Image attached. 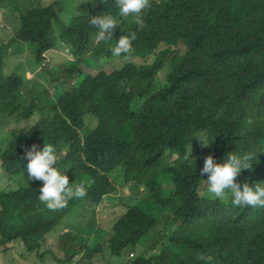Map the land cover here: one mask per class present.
I'll use <instances>...</instances> for the list:
<instances>
[{
  "label": "trees",
  "instance_id": "trees-1",
  "mask_svg": "<svg viewBox=\"0 0 264 264\" xmlns=\"http://www.w3.org/2000/svg\"><path fill=\"white\" fill-rule=\"evenodd\" d=\"M72 1L0 0V8L17 16L12 43L33 46L35 63L44 67L36 75H46L58 93L51 103L37 101L45 85L6 75L4 57L11 53L0 51V139L6 132L0 141V245L18 242L26 262L42 264L48 234L81 199L55 210L39 201L42 181L28 179L24 153L48 143L60 157L59 169L69 182L84 185L90 201L118 190L111 175L121 182L119 192L135 196L112 220L105 246L87 244L82 229L67 232L75 247L60 245L69 256L61 264H118L113 261L150 231L152 253L127 264H204L201 254L212 255V264H264V207H233L209 194L206 176H199L205 156L219 161L234 151L253 156V167L236 181L264 182V0H150L143 29L136 31L129 16L113 31L112 39L136 31L120 68L107 64L115 40L98 41L88 23L103 13L119 19L114 0H88L78 13ZM180 46L184 50H172ZM57 47L72 56L63 71L48 70L47 55ZM148 57L150 64L132 62ZM199 132L210 143L208 152L191 161L185 155ZM160 175L172 185L166 195ZM140 193L159 209L157 218L141 210ZM158 223L163 227L155 231ZM163 228L170 231L162 243Z\"/></svg>",
  "mask_w": 264,
  "mask_h": 264
},
{
  "label": "rangeland",
  "instance_id": "rangeland-1",
  "mask_svg": "<svg viewBox=\"0 0 264 264\" xmlns=\"http://www.w3.org/2000/svg\"><path fill=\"white\" fill-rule=\"evenodd\" d=\"M41 1L45 4H50L55 0ZM87 1L88 0H73L72 4L75 12H80L81 8L84 7V4H86ZM11 21H13V24H11ZM16 27V14L7 12L5 9L0 8V51L4 54L6 49L9 48V52L11 53L8 54L7 57H4L3 72L6 75L16 73L23 78H27L28 80L37 79L45 85L37 101H39L40 103H51L52 101H55L58 96L56 87L54 86V84H46L48 82V80H46V75L44 77H38L36 75V73L40 72V69L44 67L35 63V56L33 55V46H31L30 44L23 43H20V45L17 46L12 43V39L16 36ZM58 43L57 46H59ZM164 48L165 47L162 46L160 49ZM172 50L175 52H179L180 50L184 49L183 46H180L172 48ZM47 59L49 60L48 70L53 69V67H56L55 69L59 68V70L63 71L64 69H67L63 64L67 61H70V59H72V56H70V54H66V52L63 50H60V47H57L53 52H50L47 55ZM111 61L114 67L120 68L122 64L124 62H127L128 60L125 59V61H123L121 59L115 58L114 62V58H112L110 61H107V64H109ZM132 62L138 64H150L151 57L146 58L143 62H141L137 58H133ZM163 78L164 73L162 72L158 76V81L161 83L163 81ZM35 117L37 118V114H35ZM93 123L94 122L90 123V126H92ZM198 134H201L203 138L206 139L205 133L200 132ZM5 136L6 132L2 134L0 141L5 140ZM196 137L197 141L188 148V151L190 150V157L188 156L189 159H194L199 154L205 156L208 152V145H203L199 136L196 135ZM130 140L131 139H127L126 141ZM162 158H164L166 161H172L175 159V157L173 156H163ZM58 159H60L59 156ZM60 170L63 171V169ZM111 180L112 182H114L118 190H121V182H115L113 180L112 175ZM159 182L163 195H166L167 193L172 191V185L166 175H160ZM118 190L113 191L109 196H105L101 202L90 201V199L85 195L81 197L80 201H78L76 206L72 209V212L66 216L62 224L57 228L55 227L53 231L48 234L47 243L45 244V247L42 248V252L46 254V259L44 258L42 264H61L68 260L69 256L65 255L64 250L62 247H60V245L62 244L66 248L75 247L72 238L65 236L67 232H74L75 227L78 229H82V231L79 233L83 234V238L87 242V244L93 245L100 243L105 246L104 236L106 232L109 231L112 220L116 218L118 214L123 212L131 203H133L135 197L132 195H127L126 192H119ZM117 191L119 192V194L117 193ZM138 199L140 200L139 206L141 210L153 216V218H157L159 209L151 202L147 195L145 193H140L137 200ZM89 222H92L94 224L93 227H88ZM162 227V223H158L155 226L154 230L158 231ZM169 231V228H163L164 236L160 237L159 239L162 243L166 241V237ZM151 233L152 231H150L146 237H143L141 240H139L138 245H136L134 248L128 249L125 256L121 258L122 260L115 261L113 259V262L118 264H127L131 259L136 258L140 254H144L145 256L151 254V243L148 239ZM60 237H62V239ZM160 246L161 244L155 245V251H158ZM6 250L8 251L6 252ZM23 252L24 248L18 242H14L6 246L0 245V255L3 258H0V264H33L32 261L26 262L25 259H23ZM28 258H38L37 262L39 261V257L35 258L31 256ZM79 258L80 255L76 256L74 260H79Z\"/></svg>",
  "mask_w": 264,
  "mask_h": 264
},
{
  "label": "clouds",
  "instance_id": "clouds-1",
  "mask_svg": "<svg viewBox=\"0 0 264 264\" xmlns=\"http://www.w3.org/2000/svg\"><path fill=\"white\" fill-rule=\"evenodd\" d=\"M114 4L118 9L119 19L111 13H103L91 16L88 23L96 29L98 41L115 40L109 49L113 58L127 59L133 51L132 41L136 39V31L145 27V13L150 7V0H114ZM129 16L136 26V31L130 30L127 34H121L117 39H112L114 29L121 24L123 18ZM197 136L203 145L210 144L201 134ZM189 151L187 149L186 159L191 160L188 158ZM24 155L27 160L24 168L28 179L42 181L37 196L47 209L62 208L70 199L85 195L84 185L75 183L74 180L69 182L65 170L59 169L54 145L44 143L43 147L38 148L33 144ZM252 161L253 156L249 153L229 151L219 161H216L212 155H207L199 170V176H206L203 180L206 181L209 194L217 199H229L233 207H264V182L249 185L238 183L235 179L242 170L253 167ZM198 259L204 264H212L213 257L210 254H201Z\"/></svg>",
  "mask_w": 264,
  "mask_h": 264
}]
</instances>
